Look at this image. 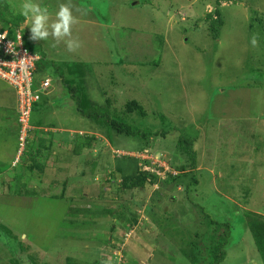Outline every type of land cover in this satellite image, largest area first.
Listing matches in <instances>:
<instances>
[{
    "label": "rangeland",
    "instance_id": "1",
    "mask_svg": "<svg viewBox=\"0 0 264 264\" xmlns=\"http://www.w3.org/2000/svg\"><path fill=\"white\" fill-rule=\"evenodd\" d=\"M222 1L0 0L1 10L23 17L28 33L45 40L46 64L64 72L65 62L90 67L83 87L92 100L121 95L147 114L124 116L118 101L119 117L140 134L106 138L49 79L50 110L31 112L30 135L17 133L15 146L0 138V264H190L182 253L208 231L206 216L231 227L220 264H262L244 214L264 217V0ZM61 7L73 19L69 32L57 36ZM215 9L224 23L212 40L203 22ZM69 44L79 47L69 51ZM121 58L139 64L142 76L126 79ZM18 110L16 99V119ZM146 130L169 133L149 138ZM180 133L193 143L195 169L177 147ZM23 134L33 142L21 141ZM74 135L82 139L80 156L72 153ZM145 156L164 173L177 175L173 166L186 171L177 183L156 171L158 184L124 192L123 167L146 170ZM17 183L26 187L13 194ZM71 208L89 214L74 216Z\"/></svg>",
    "mask_w": 264,
    "mask_h": 264
},
{
    "label": "trees",
    "instance_id": "2",
    "mask_svg": "<svg viewBox=\"0 0 264 264\" xmlns=\"http://www.w3.org/2000/svg\"><path fill=\"white\" fill-rule=\"evenodd\" d=\"M218 1L223 2L222 0H218ZM238 1L239 0H231V4H236ZM86 10H88V7H86ZM90 12H93L92 8H90ZM213 13L214 15L212 16L208 15L206 22H203V27L204 26L207 27V30H205L207 32L204 33V35L207 36V38L209 37L212 40H216L219 36L220 30L223 27L224 20H223V14L219 9H215ZM257 18H259V16ZM256 19L250 20L251 21L250 28H254L253 24H255L254 21ZM24 22H25V19L23 17L21 16L12 17L10 12H6L0 9V31L7 30L9 32V38H14V31L19 30L21 26L24 25ZM195 22L198 24L200 23V20L197 19V21ZM260 25L262 26L261 28L264 34V22L261 21ZM127 30L132 31L134 29H127ZM20 32L22 34L23 44L26 47V49L34 54H38L39 56L41 55L39 61L36 64L37 71L35 70L36 71L35 74L40 75V76H38L39 77L38 79H37V76L34 77L35 86H38L39 83L43 81L44 79H51V81L56 83L55 85L53 83V87H60L65 91V94H66L65 100H68L72 103L73 105L72 111L75 114H78L79 116H81L83 119L92 120V122L96 126V129L101 134H103V136L111 139V135L115 133L120 136H125L127 137V139L128 138H133L135 140L137 139V136L140 134V130H138V128H135L134 126L128 125L126 121L124 120V118H120L119 117L120 111H117L116 110L117 107H113V106L119 101L120 107L121 105H124L121 108L118 106L120 109H123L121 111L122 115L126 116V114L135 113L136 116H138L141 119V118L147 117V114L144 112L143 106L141 104H138L136 101L124 100L120 94H119L120 96H116V98L109 97L103 100V102H100V103L95 102L94 100H92V98H90L88 91H86V89H84L83 87V80H85L88 74L90 73V67H88L86 64L79 63V62H74V61L65 62L64 67H65L66 72H64V70L60 66L56 65L54 61H47V64H46L44 62L43 57L46 56L47 51L41 45L38 47L31 46L32 44L28 40L30 38L29 37L27 38L28 36L26 35L27 29L25 27L23 30L21 29ZM184 34H186V32ZM125 62H126V59L121 58L118 61V65L120 66L119 68L123 69V70H120V72L123 75H125L126 79L132 81V78H140V76H142L140 72H137L139 69H137L136 67L139 66V64L128 65V63H125ZM127 70L132 71V72H127ZM51 87L52 86L47 88L48 90V91L46 90L47 93L46 91L40 92L39 100L33 104L31 112L38 114V113H43L45 111L50 110L51 105H49V99H48L50 98V95L48 94V92H49V89H51ZM57 103H53V106L58 107L59 105ZM65 106H67V104H65ZM65 106L63 108H66ZM164 117H162L161 115L159 116L161 120H163L162 118ZM30 124L32 126L33 122L29 121V125ZM155 127L156 125L152 126V129H155ZM19 131H20V127L17 121V133H19ZM30 132H28L29 135H30ZM146 132H148L149 138L150 137L166 138V136L169 133V131H162V130H160L159 133H156V132L150 133L148 130H146ZM179 136L180 137L177 140V147L183 152H185L187 155L191 156L192 166L190 167L195 169L196 168V163H195L196 155L193 152V143L190 141V138H185L183 134L180 133ZM73 137L74 138H73V144H72L73 145L72 153L74 156H80L81 155L80 151L83 150L82 149L83 147L82 139L78 135H74ZM141 137L145 138L147 136L144 133L141 135ZM29 139H30V136H29ZM29 141L30 143L33 142V140H29ZM39 142H40L39 148L40 147L42 148L43 140H40ZM43 151H46V150H43ZM147 164L148 162L144 163L143 164L144 167ZM149 166H147L148 168L146 170L137 171L136 174H132V172L130 173L129 171H126L128 168L124 166L123 171L125 173L123 172V174H125V176H123L124 178L121 183V187L123 188L122 190L125 192L128 190L142 188L147 183H149V185H153L154 183L158 184L159 178L161 177L158 176L156 171H159L162 173H164V171L161 168H158V167L151 168V166L150 167ZM151 169H153V171H151ZM172 169H174L178 174L174 176L171 175L170 173H164V174L166 175L167 180H170L173 183H177L180 177V173H185L186 168H184V166H178V167L173 166ZM121 178H122V175H121ZM61 184H62L61 188L64 191V189L67 187L68 184L66 181L61 182ZM197 184H198V181L195 178H193V185L196 186ZM10 186L13 187L12 189L13 194H20V190L16 191V187L18 186L26 187L18 183L10 185ZM118 191L120 192V188ZM70 212L74 216L75 215L87 216L89 214L88 209L71 208ZM106 212L108 214H112V210H107ZM106 212L103 211L102 213L106 214ZM90 214L92 215V212ZM206 217L209 220L208 231L204 234L203 237H201L199 242L191 243L189 246V250L183 251L182 253V255L186 257V259L190 262V264H220L225 258V255H226L225 247L227 245V240L230 236V229H231L230 224L216 222L212 220L209 216H206ZM244 217H245L246 225L249 231L251 232V235L253 236V239L255 241L256 251L262 261V264H264V217H262L261 215L252 214V213H245ZM70 223L73 224L74 221H70Z\"/></svg>",
    "mask_w": 264,
    "mask_h": 264
},
{
    "label": "built area",
    "instance_id": "3",
    "mask_svg": "<svg viewBox=\"0 0 264 264\" xmlns=\"http://www.w3.org/2000/svg\"><path fill=\"white\" fill-rule=\"evenodd\" d=\"M4 33L7 34L6 38L0 41V79L15 90L19 106L17 115V121L20 127L19 132L20 134L21 132L28 134L32 106L39 100L40 92H45L47 90L50 85V80L44 79L39 83V87L33 89L34 72L39 57L33 56L32 53L24 47L22 34L19 30L14 31V38H9L7 31H0V35ZM24 136L23 134V137ZM24 138L25 140L21 139V141L27 143L28 137L25 136ZM22 153H18L17 157Z\"/></svg>",
    "mask_w": 264,
    "mask_h": 264
},
{
    "label": "crops",
    "instance_id": "4",
    "mask_svg": "<svg viewBox=\"0 0 264 264\" xmlns=\"http://www.w3.org/2000/svg\"><path fill=\"white\" fill-rule=\"evenodd\" d=\"M26 24L28 23L25 21L24 25L21 26L20 29L23 30L24 27L27 29L28 26ZM26 35H28L27 38L28 37L30 38L28 40L32 44L31 46L38 47L41 45L47 51L46 52L47 55L48 51L50 50H49V46L45 44V40L39 38H38L39 40L35 39L33 37L34 33L32 32L28 33V30ZM55 84L56 83H54V85ZM15 105H16V96L14 90L7 85L6 87L0 86V138L1 139L5 138L6 140L7 137H10V139L13 140V146H15V142L17 141V123H16V117H14L13 114V112L15 111ZM69 154H70L69 152H65L64 156H67ZM62 160H65V158L63 157ZM10 163L8 165H10Z\"/></svg>",
    "mask_w": 264,
    "mask_h": 264
},
{
    "label": "clouds",
    "instance_id": "5",
    "mask_svg": "<svg viewBox=\"0 0 264 264\" xmlns=\"http://www.w3.org/2000/svg\"><path fill=\"white\" fill-rule=\"evenodd\" d=\"M29 7H30V5H29ZM21 14L23 15V16H25L26 14L25 13H23V12H21ZM58 15H59V17L61 18V20H62V23H59V24H57V25H55V34L57 35V36H59V35H61V33H64V34H67L68 32H69V27H70V22L72 21V16H71V11H70V9L69 8H67V7H61V9H60V11H59V13H58ZM35 23H36V25H37V27L36 28H34L33 29V31L34 32H39V27H40V18H37L36 19V21H35ZM21 29H19V31H20ZM21 33V32H20ZM42 37H45V36H47V33L46 32H44V33H39ZM6 33H4L3 35H0V41H2V40H4L5 38H6ZM252 43H253V45H255L256 44V40H255V38H253V40H252ZM25 47V46H24ZM74 47H79V44H76L75 46H73L72 44H69L68 45V49H69V51H72V50H74ZM26 48V47H25ZM39 58H40V56L39 55H37ZM13 89V88H12ZM15 93V92H14ZM16 96V95H15ZM29 137V136H28ZM28 140H30V139H28L27 138V141ZM146 157V156H145ZM149 159H152V158H150V157H146L145 159H144V161L145 162H148V160ZM152 163V162H151ZM150 162L148 163L149 165L151 164ZM148 165V166H149ZM152 165V164H151ZM150 165V166H151ZM149 166V167H150ZM154 167H156V166H154ZM151 168H153L152 166H151ZM162 169H163V167H162ZM153 169H151V171H152ZM163 171H164V169H163Z\"/></svg>",
    "mask_w": 264,
    "mask_h": 264
},
{
    "label": "water",
    "instance_id": "6",
    "mask_svg": "<svg viewBox=\"0 0 264 264\" xmlns=\"http://www.w3.org/2000/svg\"><path fill=\"white\" fill-rule=\"evenodd\" d=\"M137 4V3H136Z\"/></svg>",
    "mask_w": 264,
    "mask_h": 264
}]
</instances>
